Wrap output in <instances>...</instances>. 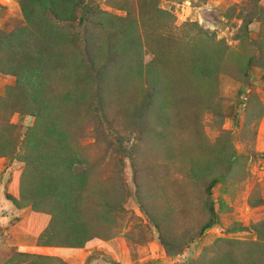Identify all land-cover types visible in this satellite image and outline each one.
Masks as SVG:
<instances>
[{"label":"rangeland","instance_id":"374dc122","mask_svg":"<svg viewBox=\"0 0 264 264\" xmlns=\"http://www.w3.org/2000/svg\"><path fill=\"white\" fill-rule=\"evenodd\" d=\"M109 1L96 0L125 15ZM252 4L158 0L174 30L156 34L177 41L150 73L158 84L148 106L133 59L141 57L144 74L154 59L146 46L153 33L95 40L107 50L111 37L112 51L126 48L132 61L127 72L123 59L108 62L97 96L77 53L68 51L70 62L52 72L46 111L31 116L17 111L20 102L16 111L0 103V264H264V64L249 70L251 87L244 88L242 74L243 58L257 45L264 52V19L253 21L246 36L241 31ZM259 4L264 8V0ZM22 23L18 0H0V30ZM203 50L213 55L211 66L197 75L190 60H200ZM15 84V76L0 72V98ZM35 145L48 171L33 161ZM65 153L70 166L58 164L57 174L73 192L71 205L21 201L24 172L38 184ZM212 177L219 224L197 237L206 219L203 185ZM51 210L60 216L52 218ZM85 233L82 245L68 244Z\"/></svg>","mask_w":264,"mask_h":264},{"label":"trees","instance_id":"16d2710c","mask_svg":"<svg viewBox=\"0 0 264 264\" xmlns=\"http://www.w3.org/2000/svg\"><path fill=\"white\" fill-rule=\"evenodd\" d=\"M166 1L180 2L181 0ZM109 2V7L123 11L125 15L122 17L112 15L103 10L96 0H18L23 23L8 32L0 30V72L13 75L16 78L15 87L8 89L6 97L0 98V103L5 106L6 110H17L21 107L17 110L20 114L31 116H38L40 112L46 111L48 109L46 104L52 96V72L60 70L61 66L70 62L71 56L68 51L77 53L83 76L92 81L90 88L94 86V95L97 96L108 73V62H113L117 58L123 59L126 62L122 68H125L126 72L130 66L128 62H132L130 60L131 55L126 54V48H123L122 53L119 54L112 51L111 37L108 41L106 40L108 42L107 50L96 47L95 40L105 33H153L152 42H147L146 46L153 53L154 59L151 63L144 65L146 69L144 74L141 71V57L138 56V59H133L139 81L142 87L144 85L142 103L147 106L149 103L152 104L156 94L155 84L157 85L158 82L156 79L150 78L151 76L155 78L156 74L150 73L155 68L156 63H160L167 57V53L174 48L172 46L177 41L175 37L156 33H173L172 16L158 7V0H110ZM259 2L260 0H253L250 9L246 8L245 15H242L241 31L245 36L253 21L264 19V8L260 6ZM148 36L145 35V40ZM131 43L132 41L126 44ZM127 49L131 48L128 47ZM133 53L135 57L136 52L133 51ZM200 54V60L192 58L190 60V68L197 75L202 74L205 68L211 66L209 61L213 56L204 50ZM217 54V59L221 62V53L218 51ZM97 55L102 58L101 63H97ZM191 56L194 55L188 57ZM243 59L245 66L242 73L245 80L243 86L246 88L251 87L248 72L253 65L264 64V52L257 45L253 53ZM117 64L120 65L121 63L118 62ZM89 91L83 89L85 93L93 92ZM241 94L242 91L239 92V97ZM14 96L17 97L14 98ZM19 102L21 105L18 107ZM233 124L237 126L236 116L233 117ZM34 149H37L38 152L33 157V161L48 171V161L41 160V153L45 152L38 150L37 145L34 146ZM66 154L56 158L57 164H54L55 167L52 170L49 169L50 172L54 173L51 176L45 175L47 178L39 179L38 184L29 181L24 172L21 179V201L34 208L45 203L50 205L60 203L65 208L71 205L73 192L64 188L68 181L64 179L65 176L61 175L62 171L60 175L57 174L58 164L66 166L70 163L71 157ZM46 155L55 159L49 152ZM216 183L217 179L212 177L203 185V206L206 219L199 227L196 233L197 237L219 224L216 203L212 195ZM41 193L43 194L42 198L39 197ZM14 203L17 204L16 201ZM74 208L73 205L71 209ZM74 212L77 213L76 209ZM74 212L70 215L74 216ZM49 214L54 219L60 216L54 210L49 211ZM261 226L264 229V222L261 223ZM52 229V227L50 230L48 229V232H51ZM76 231L83 232L80 228H77ZM254 231L258 234L261 232L257 227H254ZM81 236H75L73 241L70 240L68 244L71 246L82 245L88 237L86 233L81 234ZM158 239L167 251V242L161 234L158 235Z\"/></svg>","mask_w":264,"mask_h":264}]
</instances>
